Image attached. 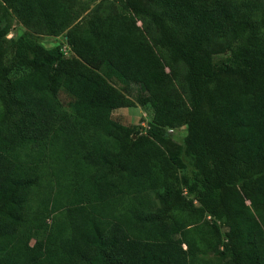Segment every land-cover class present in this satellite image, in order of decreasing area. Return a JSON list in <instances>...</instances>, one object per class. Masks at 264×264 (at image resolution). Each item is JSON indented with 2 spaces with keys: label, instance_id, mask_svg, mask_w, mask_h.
I'll list each match as a JSON object with an SVG mask.
<instances>
[{
  "label": "trees",
  "instance_id": "16d2710c",
  "mask_svg": "<svg viewBox=\"0 0 264 264\" xmlns=\"http://www.w3.org/2000/svg\"><path fill=\"white\" fill-rule=\"evenodd\" d=\"M124 1L70 27L68 0H0V264H264V0ZM14 15L67 30L76 56L25 30L7 62ZM106 64L146 89L145 129L113 119L135 102ZM179 64L188 99L170 89Z\"/></svg>",
  "mask_w": 264,
  "mask_h": 264
},
{
  "label": "rangeland",
  "instance_id": "374dc122",
  "mask_svg": "<svg viewBox=\"0 0 264 264\" xmlns=\"http://www.w3.org/2000/svg\"><path fill=\"white\" fill-rule=\"evenodd\" d=\"M69 4L76 11L74 19L70 27L76 25L77 23L86 26L90 20L101 19L103 17H110L116 14L128 13L131 14V11L127 8L124 0H68ZM147 2V0H143ZM138 30L137 34L144 40L149 42H154L155 39L159 36V30L154 25L152 20L148 16L136 15L135 16ZM13 26L11 31L8 33L6 39L4 40L5 47V60L10 62L11 57L13 56V50L11 47V38L17 37V35L22 31H29L35 37H37L45 46L55 47L59 46L64 50L66 56L69 58L75 57L76 54L73 52L71 45L68 43L67 36L65 35L67 30L64 33L59 35H51L48 32L40 27L39 25H25L18 16H13ZM231 43V34L227 33L223 36L214 37L213 41L210 44V48L218 56H223ZM156 51L161 57L162 61L167 64L170 61V55L166 48L161 46H156ZM168 71H172L167 67ZM99 71L108 79V81L116 86L125 97L133 100L135 105L126 106L116 109L112 117L116 121L120 122L123 125L134 126L141 125L144 129L147 127L148 122L153 117V108L150 103L142 104L141 100L147 94L146 89L141 84H135L126 81L115 69H113L109 64L104 65L99 69ZM187 71L185 64L176 65L174 70V82L172 84L171 90L177 91L185 99H188V89L185 82L184 75ZM61 101L68 105L70 97L64 93H60ZM176 134L184 136L187 134V127L180 126L173 129ZM144 131V130H143ZM178 142H171L163 146V149L166 153L174 152L178 149ZM33 242V241H32Z\"/></svg>",
  "mask_w": 264,
  "mask_h": 264
},
{
  "label": "water",
  "instance_id": "95a60500",
  "mask_svg": "<svg viewBox=\"0 0 264 264\" xmlns=\"http://www.w3.org/2000/svg\"><path fill=\"white\" fill-rule=\"evenodd\" d=\"M134 137L136 138V135H134Z\"/></svg>",
  "mask_w": 264,
  "mask_h": 264
}]
</instances>
